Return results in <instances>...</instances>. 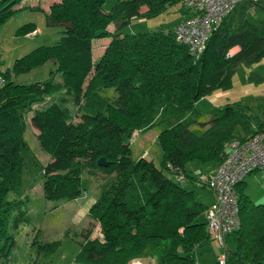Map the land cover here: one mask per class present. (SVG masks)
Listing matches in <instances>:
<instances>
[{"label":"trees","instance_id":"trees-1","mask_svg":"<svg viewBox=\"0 0 264 264\" xmlns=\"http://www.w3.org/2000/svg\"><path fill=\"white\" fill-rule=\"evenodd\" d=\"M20 1L0 0V24ZM178 1L182 0H116L107 12L103 11L105 0H58L50 5L47 20L64 26L60 37L15 59L11 71L21 73L51 60L56 66L51 72L59 74L60 80L21 83L11 78L10 69L3 72L0 241L8 238L10 214L22 202L8 195L17 193L21 182L25 113L63 89L77 106V121L63 96L31 111L39 146L50 156L42 170L43 195L73 200L88 188L89 180L81 176L84 169L115 172L88 209L100 235L90 236V227L80 230L75 263L129 264L152 257L156 264H196V248L212 239L205 221L209 205L164 170L195 178L186 169L188 162L217 167L232 140H244L264 126L263 120H256L264 117V94L257 103L259 115L239 101L213 108L205 117L196 105L204 96L231 88L239 64L249 66L264 59V19L249 20L245 13L254 3L240 1L212 31L198 58L177 41L174 27L179 21L167 31L120 30L133 18L155 16ZM111 23H118L117 27L109 29ZM34 29L35 24L28 22L17 32ZM96 38L109 41L94 60L92 41ZM235 46L238 51L228 55ZM249 80L264 81V74L251 73ZM158 108L164 114L160 121L167 122V127L156 136L161 149L156 166L153 160L133 158L131 137L160 122L156 120ZM187 115L195 117L194 124L185 121ZM237 127L242 134H236ZM100 157L107 166L97 164ZM244 185L243 179L235 186L240 222L226 236L233 247L226 246L224 264H264V203L252 202ZM60 243L59 239L42 242L39 251L48 256ZM3 247L0 251L9 258L11 248Z\"/></svg>","mask_w":264,"mask_h":264},{"label":"rangeland","instance_id":"rangeland-1","mask_svg":"<svg viewBox=\"0 0 264 264\" xmlns=\"http://www.w3.org/2000/svg\"><path fill=\"white\" fill-rule=\"evenodd\" d=\"M31 2L33 0H21L13 5V13L0 24V71L6 72L7 69H10L11 78L21 83L47 81L51 78L59 81V74L51 72L52 68H56L51 60L21 73L15 74L11 71L15 59L40 45L53 44L64 29V26L59 24L48 25L44 11L28 7ZM115 2L116 0H105L103 11H109ZM184 9L183 2L178 1L175 4L167 5L163 11L155 16H146L144 19H140L141 17L133 18L128 24L121 26L120 30L123 33H137L158 28L167 31L185 16ZM245 16L255 23L264 19V0L254 2L247 9ZM28 22L36 24L33 31L26 34L17 32L20 27L25 26ZM117 24L111 23L109 26L111 29H115ZM97 39L93 40L94 47L97 45ZM101 41L104 43L109 41V38ZM100 54V51H94L93 59H97ZM251 73L264 74V59L249 66L239 64L232 77L231 88L217 90L197 101L196 105L200 114L205 117L213 108H220L226 102L239 101L250 106L254 115H259L257 103L264 94V81H250L249 75ZM61 96L65 97L66 105L71 109L73 119L77 121V106L64 94L63 89L57 95L47 97L46 102L33 104L31 111L53 100H58ZM31 111L25 113L24 140L26 146L21 150L24 165L19 191L8 195V198L22 199V202L10 214L8 238L0 241V246H4L3 249L11 248L9 258H6L0 251V264H77L74 261V256L79 249V241L82 238L80 230L90 227V236L100 235L98 224L88 216V209L97 198L101 185L115 172L96 169L94 173H91L86 168L82 171L81 176L89 180V185L80 197L73 200L46 198L42 192V170L43 166L50 160V156L39 146L38 129L31 122ZM163 117L162 110L158 108L157 122ZM184 119L194 124V116L187 115ZM256 120L257 122L264 121V117L261 115ZM165 127H167V122L160 121L147 130L135 131L131 137L133 158L144 157L153 160L155 165L159 166L161 149L156 142V136L158 131ZM194 130L197 133L200 132L198 127ZM235 132L242 134L240 127H237ZM212 168L210 163L188 162L186 169L195 178L186 177V180L181 183L187 189H194L197 192V199L205 204L209 202L213 194L209 187L203 186L199 180V175L206 174ZM164 173L173 180L178 177V174L171 170L165 169ZM244 181V192L252 202L255 204L264 203V173L261 170L253 171L245 176ZM203 217V214L200 215L199 220ZM56 239L61 241L60 245L51 254L44 256L42 250L39 251L38 245ZM226 246L233 247V242L228 237L224 244L215 238L202 243L196 248V264H217L218 257L224 254ZM137 261L143 264H156L152 257L134 259L131 262L136 263Z\"/></svg>","mask_w":264,"mask_h":264},{"label":"built area","instance_id":"built-area-1","mask_svg":"<svg viewBox=\"0 0 264 264\" xmlns=\"http://www.w3.org/2000/svg\"><path fill=\"white\" fill-rule=\"evenodd\" d=\"M242 0H182L187 16L174 27L177 41L186 45L189 52L198 58L203 53L207 40L214 29L233 11ZM252 3L258 0H246ZM231 51L228 55H231ZM6 80L0 71V89ZM261 170L264 173V126L254 135L234 139L228 144V152L212 174H201L199 180L209 187L213 202L205 211L206 228L212 238L221 244L239 226V215L235 186L246 175ZM177 181L183 183L186 177L177 173ZM218 263H225V254L218 257ZM131 264H143L137 261Z\"/></svg>","mask_w":264,"mask_h":264},{"label":"crops","instance_id":"crops-1","mask_svg":"<svg viewBox=\"0 0 264 264\" xmlns=\"http://www.w3.org/2000/svg\"><path fill=\"white\" fill-rule=\"evenodd\" d=\"M58 0H33V2H31L29 5H28V7H30V8H38V9H41L42 11H44L45 12V16H46V13L49 11V8H50V5L53 3V2H57ZM38 3H40V4H38ZM146 10V7L145 6H142L141 7V11H145ZM184 15L185 16H187V11L186 10H184ZM183 15V16H184ZM184 16V17H185ZM184 17H182L181 19H183ZM140 19H144V17H141ZM180 19V20H181ZM179 20V21H180ZM46 22H47V24L48 25H53V26H55V25H57V24H51L48 20H47V16H46ZM178 22V21H177ZM36 25V24H35ZM175 26V25H174ZM173 26V27H174ZM36 27V26H35ZM109 29H111V27L109 26ZM30 33V32H29ZM31 34H33V33H31ZM105 39H107V38H105ZM105 39H103V38H101V39H97V45H96V47H94V44H93V42L94 41H92V48H93V52L94 51H100L101 53H102V51H103V49H104V47H105V45L107 44V42L108 41H106V42H102L101 40H105ZM238 49H239V47L238 46H235V47H233L230 51H231V53L233 54V53H235L236 51H238ZM215 169H216V167H213L212 169H210L206 174H212L214 171H215ZM212 191V190H211ZM212 194H213V192H212ZM213 200H214V196L212 197V198H210V200H209V202L207 203V205H210L212 202H213Z\"/></svg>","mask_w":264,"mask_h":264},{"label":"water","instance_id":"water-1","mask_svg":"<svg viewBox=\"0 0 264 264\" xmlns=\"http://www.w3.org/2000/svg\"><path fill=\"white\" fill-rule=\"evenodd\" d=\"M97 164H98L99 166H107V165H108V162L105 160L104 157H100V158H98V160H97Z\"/></svg>","mask_w":264,"mask_h":264}]
</instances>
